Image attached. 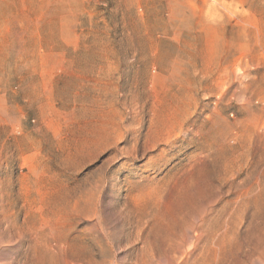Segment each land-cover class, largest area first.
<instances>
[{"label":"rangeland","instance_id":"1","mask_svg":"<svg viewBox=\"0 0 264 264\" xmlns=\"http://www.w3.org/2000/svg\"><path fill=\"white\" fill-rule=\"evenodd\" d=\"M0 264H264V0H0Z\"/></svg>","mask_w":264,"mask_h":264},{"label":"bare ground","instance_id":"2","mask_svg":"<svg viewBox=\"0 0 264 264\" xmlns=\"http://www.w3.org/2000/svg\"><path fill=\"white\" fill-rule=\"evenodd\" d=\"M185 180H186V178H185ZM183 181H181V183H182ZM262 252V251H261Z\"/></svg>","mask_w":264,"mask_h":264}]
</instances>
